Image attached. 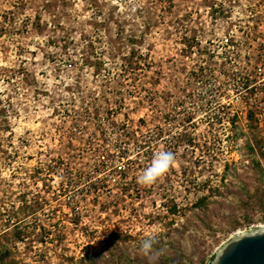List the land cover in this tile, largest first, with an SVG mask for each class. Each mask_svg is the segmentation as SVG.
I'll list each match as a JSON object with an SVG mask.
<instances>
[{
    "label": "rangeland",
    "instance_id": "rangeland-1",
    "mask_svg": "<svg viewBox=\"0 0 264 264\" xmlns=\"http://www.w3.org/2000/svg\"><path fill=\"white\" fill-rule=\"evenodd\" d=\"M252 134L264 0H0V264H208L264 226Z\"/></svg>",
    "mask_w": 264,
    "mask_h": 264
},
{
    "label": "water",
    "instance_id": "water-1",
    "mask_svg": "<svg viewBox=\"0 0 264 264\" xmlns=\"http://www.w3.org/2000/svg\"><path fill=\"white\" fill-rule=\"evenodd\" d=\"M209 264H264V226L234 234L219 246Z\"/></svg>",
    "mask_w": 264,
    "mask_h": 264
},
{
    "label": "clouds",
    "instance_id": "clouds-1",
    "mask_svg": "<svg viewBox=\"0 0 264 264\" xmlns=\"http://www.w3.org/2000/svg\"><path fill=\"white\" fill-rule=\"evenodd\" d=\"M175 156L171 151L159 150L153 154L150 164L145 167L137 176V183L141 185H150L160 176L165 174L173 165ZM154 244V237L147 236L140 242V248L144 253H149Z\"/></svg>",
    "mask_w": 264,
    "mask_h": 264
},
{
    "label": "trees",
    "instance_id": "trees-1",
    "mask_svg": "<svg viewBox=\"0 0 264 264\" xmlns=\"http://www.w3.org/2000/svg\"><path fill=\"white\" fill-rule=\"evenodd\" d=\"M250 113H251V112H250ZM249 118H250V120L253 119V115L251 114V115L249 116ZM252 137L255 139V142H256V148H255V146H252L251 144H249L250 151H251V152H254L256 149H258V150L260 151V154L264 156V149H263V147H264V144H263V143H264V142H263V139L257 137L255 134H252ZM253 159H254V161H255V162H254V165H255L257 171H260V172L263 171V168H262V165H261V163H260L259 157L257 158V156H254ZM255 191L259 192V191H261V190L256 189ZM254 193H255V192H254ZM256 198H257L258 203H259V204L261 203L262 206H263V205H264V190H263L261 193H256ZM203 200H204V197H201V198L198 199V202H199V203H202ZM213 256H214V255L211 256L210 261H211V259L213 258ZM210 261H209V263H210ZM209 263H208V264H209Z\"/></svg>",
    "mask_w": 264,
    "mask_h": 264
}]
</instances>
